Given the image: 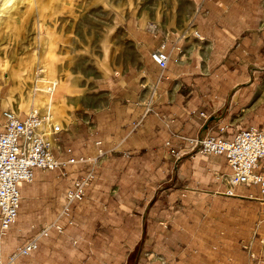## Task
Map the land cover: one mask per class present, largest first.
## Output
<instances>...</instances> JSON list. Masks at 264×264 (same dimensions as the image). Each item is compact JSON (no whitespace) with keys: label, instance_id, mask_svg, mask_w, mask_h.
<instances>
[{"label":"crops","instance_id":"1","mask_svg":"<svg viewBox=\"0 0 264 264\" xmlns=\"http://www.w3.org/2000/svg\"><path fill=\"white\" fill-rule=\"evenodd\" d=\"M52 1L53 27L60 10ZM144 1L84 0L69 10L85 17L86 47L99 39L110 49L109 69L85 98L67 95L55 143L71 148L61 157L102 150V162L72 206V223L41 237L16 264H264L259 187L230 185L223 154H174L189 148L182 137L264 128V0H187L179 31L161 18L144 22L141 8L156 0ZM162 41L164 68L150 57ZM58 83L54 98L66 90ZM6 111L0 106V130ZM70 168L68 176L36 169L31 182L20 183L1 260L57 219L69 179L85 171L83 164Z\"/></svg>","mask_w":264,"mask_h":264},{"label":"rangeland","instance_id":"2","mask_svg":"<svg viewBox=\"0 0 264 264\" xmlns=\"http://www.w3.org/2000/svg\"><path fill=\"white\" fill-rule=\"evenodd\" d=\"M83 1L57 0L56 8L60 10V16H54L57 24L52 27L48 22L52 16H47V13L53 12L50 6L52 0H0V106L5 105L20 116L27 113L30 107L39 110L43 107L47 118L60 124L66 115L65 103L70 91L85 98L109 69L106 61L110 49L99 46V39L95 41L98 43L95 47H86L90 33L84 25L85 17L68 15L74 5H82ZM144 2L141 0L142 4ZM145 3L149 4L148 1ZM165 8H171L167 10V17ZM189 9L187 0H156V7L141 8V18L144 22L161 18L164 24L179 31L186 24ZM52 28L58 30L55 38ZM54 44L61 46L55 47ZM52 78L65 82L63 96L54 98L59 90L52 97L53 91H43L47 85L60 89L58 81ZM43 93L50 98H44L41 104L37 100ZM57 145L62 150L61 144Z\"/></svg>","mask_w":264,"mask_h":264},{"label":"built area","instance_id":"3","mask_svg":"<svg viewBox=\"0 0 264 264\" xmlns=\"http://www.w3.org/2000/svg\"><path fill=\"white\" fill-rule=\"evenodd\" d=\"M165 46L166 42L162 41L150 53L152 60L161 68L168 62ZM199 114L207 117L203 112ZM61 131L62 126L49 120L47 114L39 109H29L24 116L11 111L4 112V123L0 130V240L16 219L21 198L20 183L31 182L36 169H57L65 175L69 173L70 167L83 164L85 171L79 177L70 178L57 219L44 221L39 231L15 247L5 262L0 259V264H16L19 257L28 255L38 247L41 237L53 230L62 232L65 225L72 223V206L83 198L85 187L94 178L95 169L102 161V150L85 159L61 157L63 153H71V148L64 147L61 150L55 143L56 135ZM182 138L189 148L175 151L178 159L190 151L208 156L225 155L231 169L229 184L257 185L261 211L264 212V128L249 127L237 131L231 137L205 134Z\"/></svg>","mask_w":264,"mask_h":264},{"label":"bare ground","instance_id":"4","mask_svg":"<svg viewBox=\"0 0 264 264\" xmlns=\"http://www.w3.org/2000/svg\"><path fill=\"white\" fill-rule=\"evenodd\" d=\"M58 86H56V87H52L51 85H47L44 89H43V91L44 92H52L53 91V93L50 95V97H52L53 95H54V93H57L58 92ZM47 94L45 95V93H43V94H40V99L39 100H37V102L38 101H40V103L42 104V102H44V98L45 99H48V98H50ZM11 112H14V111H11ZM15 113V112H14Z\"/></svg>","mask_w":264,"mask_h":264}]
</instances>
